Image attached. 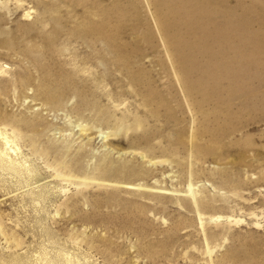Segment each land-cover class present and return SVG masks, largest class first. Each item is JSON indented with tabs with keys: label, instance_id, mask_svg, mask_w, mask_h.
<instances>
[{
	"label": "rangeland",
	"instance_id": "1",
	"mask_svg": "<svg viewBox=\"0 0 264 264\" xmlns=\"http://www.w3.org/2000/svg\"><path fill=\"white\" fill-rule=\"evenodd\" d=\"M197 7L0 0V264H264V0Z\"/></svg>",
	"mask_w": 264,
	"mask_h": 264
},
{
	"label": "bare ground",
	"instance_id": "2",
	"mask_svg": "<svg viewBox=\"0 0 264 264\" xmlns=\"http://www.w3.org/2000/svg\"><path fill=\"white\" fill-rule=\"evenodd\" d=\"M204 1L205 0H188L190 10L192 11L193 9H197L198 8L197 6H200L202 3H204ZM0 140L2 141L3 144V145L0 144V160H3L2 156L5 155L6 158L8 159V162L12 164L14 162V158L11 159L10 156L12 153L16 154L17 148L15 147V144L12 142V138H10V136L6 134V132L3 131L1 128H0Z\"/></svg>",
	"mask_w": 264,
	"mask_h": 264
}]
</instances>
